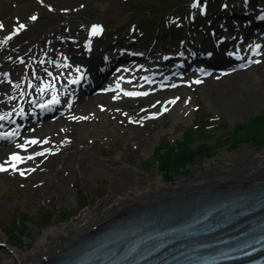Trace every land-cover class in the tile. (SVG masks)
<instances>
[{
	"label": "rangeland",
	"instance_id": "1",
	"mask_svg": "<svg viewBox=\"0 0 264 264\" xmlns=\"http://www.w3.org/2000/svg\"><path fill=\"white\" fill-rule=\"evenodd\" d=\"M33 1L39 8L46 9L41 0ZM80 1V8L70 14L77 24L75 31L70 34L78 39L81 51L76 53L72 50L73 44L59 45L61 52L72 59L73 64L64 69L68 75L73 76L77 74L76 67L80 59L76 55L85 53L86 25L89 22L106 24L105 34L95 37V43L103 40L110 46L126 39L139 52L158 60L166 52L179 53L183 47L187 52H190L188 47L198 50L197 44H200L203 37H210L207 43H212L219 32L225 36L234 29V34L241 36L243 31L248 34L245 28L248 21L238 22V16L231 12L236 6H240L239 11L245 12L251 4L250 8L259 13L261 5L259 0H203L202 4L209 6V11L201 14L199 7H191L194 3L192 0ZM190 25L193 27L192 32ZM253 33L252 41H255ZM239 46L245 51L250 48L249 43ZM229 49L227 47L224 50ZM175 61L170 62L172 67ZM144 64L148 65V62ZM157 64L162 66L159 62ZM165 67L169 68L170 64ZM248 68L247 65L240 71H247ZM194 74L196 71L190 69L186 74L188 80ZM32 79L36 81V78ZM221 81L227 82L226 78L216 81L212 79L203 84L190 83L172 90L167 88L145 97L115 98L112 105L120 107L124 112L110 116L106 126L116 129L118 136L94 134L93 137L83 139L79 127L69 124L65 133L70 139L69 148L59 149L53 154L44 151L42 156H33L37 168L24 175L15 170L2 175L0 264L12 263L14 250H32L38 236L46 229L77 222L79 217L83 218L85 211L92 208L100 212L109 201L123 195L121 177L125 166L134 169L133 176L142 180V186L155 187L159 180L166 184L190 181L199 171L205 174L225 172L221 166L232 156L264 152V123L259 120L264 115V90L246 95L237 93L231 102L227 101L225 95L211 101L205 91L214 89L213 86ZM11 85L4 84L3 91L10 92ZM157 94H180V100L170 104L167 111H162L159 106L151 107ZM183 105H191L192 109H182ZM151 109L157 113H151ZM54 121H49V125H55ZM241 125L244 127L241 128ZM51 130L53 137L60 131L58 127ZM180 141L192 148L208 143L210 153L199 158L188 171L179 170L171 173V176L165 175L158 167L157 158L162 152L175 149ZM42 144L40 146H44ZM78 147L85 148L83 159L74 157L65 164L63 161L66 153ZM54 165L62 166L67 174L66 180L62 182L56 178L46 193H43V185L46 184L44 177L49 175ZM59 184L63 187L61 192L56 191ZM139 185L137 190L141 189Z\"/></svg>",
	"mask_w": 264,
	"mask_h": 264
},
{
	"label": "bare ground",
	"instance_id": "2",
	"mask_svg": "<svg viewBox=\"0 0 264 264\" xmlns=\"http://www.w3.org/2000/svg\"><path fill=\"white\" fill-rule=\"evenodd\" d=\"M81 3L80 0H45L46 9H42L33 0H0V24L3 25V28L0 29V116L12 112L17 114L21 108L24 110L23 117L25 121L40 115V107L37 108V105L46 103L53 96L52 90H48L43 95L38 91L46 83H50L47 74L50 68L55 67L53 68L54 74L57 75L55 77L61 80L55 83V95L58 99L59 95L63 94L67 88L76 85L68 84L69 79L75 78L65 75L63 63H65L66 58L57 51L54 44L60 39V42L64 41L68 44L71 42L77 46L78 39L70 35L77 26L71 13H75ZM38 10L39 12H37ZM33 15L37 17L34 21L30 19ZM21 23L25 25V28L12 35ZM49 23L51 25H48ZM9 36H12V38L7 40V43H2ZM74 49L77 50V47ZM208 50H212V52L202 53L209 61L223 64L225 66L221 67L232 70L231 74L225 77L227 82H224L225 80L221 81L213 86L214 89L209 88L205 91L211 101H213V98L217 99L218 96L225 95L227 101L231 102L237 93L246 95L253 91L264 90L263 62L250 65L247 71H238L240 65L249 63L251 58L260 57L264 59L262 51L256 50L259 52L258 55L253 50L246 53L236 51L220 57L213 49L208 48ZM204 51H207V49ZM231 54L236 55V57L231 58ZM238 56L242 59H238ZM105 58L103 55L95 54L89 66L80 67L82 73L91 74H89V82L82 85L80 91L87 90L95 84L96 78L103 72L101 62ZM21 60L23 63L20 62ZM41 61L44 63H41ZM45 69H47V72H45ZM222 73H225V71ZM11 77H17V80L13 81V90L5 92L1 86H3L5 80ZM144 77H147L148 80L146 81ZM144 77L140 82L131 79L129 83L134 87L138 84H153L152 74L145 73ZM32 78H36L38 81H33ZM170 80L167 79L166 82L169 83ZM121 81V77L116 78L112 84H109L111 87H116V90L107 94L102 93L93 99L81 98L80 96L79 99L77 94L76 97L80 100V103L78 102L71 108L68 106L64 108L63 113L68 116L87 117V119H75V124L79 127L83 139L93 137L94 134L100 136L105 134L119 135L116 129L106 125L110 116L124 112L120 107L112 105L113 100L118 97L121 91L134 90L123 86ZM16 85H19V87H16ZM109 85L107 86L110 87ZM175 96L172 98L171 96L158 97L153 101V104L154 106L159 105L161 109H168ZM9 97H15V99H9ZM59 108L62 109L63 107L60 105L57 109ZM181 108L187 111L192 109L191 105H183ZM13 109H16V111ZM58 113L62 114L61 111ZM29 123L25 124L26 127L24 128L21 125L20 130L16 129V133H18L16 137L18 136V139H20L18 143H24L29 150L15 149V143L11 142L0 148V165H3L7 169L6 171L12 172L13 168L10 165L15 164L16 169L21 167L26 174L29 170L37 167V164L27 157L36 154L39 152L38 150L56 152L59 148L60 151L69 148V141L65 133L63 134L69 124L65 119L53 126L42 125L36 128L32 127L36 125L34 124L36 122ZM14 124L15 122L9 117L8 119H0V131L5 130L2 129L4 126ZM55 127H59L60 132L56 137H53L51 129ZM23 129L29 130L22 135ZM33 139L39 140L31 148L32 144H26L25 142ZM42 140H48V143L39 147ZM13 154L22 157V162L11 160ZM85 154V148L78 147L75 151L66 153L63 162L66 164L74 157L82 160ZM93 161L95 159L91 162ZM248 164L251 165L248 166ZM221 167L225 172L205 174L203 171H199L194 179L187 182L178 181L176 184H166L159 180L155 187H149L142 186V180L133 176L134 169L125 166L121 177L124 188L123 195L109 201L100 212H96L92 208L85 211L83 218L79 217L77 222L73 221L65 226L46 229L38 236L32 250L24 252L14 250V261L9 263L54 264L64 251L77 245L98 229L119 220L123 216L139 212L141 206H147L143 208H157L168 204L164 208L174 217L180 219L190 216L196 208L209 202L227 199L238 194L264 191V152L250 156H232ZM4 174H6L5 171H0V177ZM66 177V171L62 169V166L54 165L49 175L44 177L46 184L43 185V193H46L56 178L63 182ZM138 185L141 186L139 190L136 189ZM62 190V184H59L56 191L61 192ZM172 219L174 218L172 217Z\"/></svg>",
	"mask_w": 264,
	"mask_h": 264
},
{
	"label": "snow or ice",
	"instance_id": "3",
	"mask_svg": "<svg viewBox=\"0 0 264 264\" xmlns=\"http://www.w3.org/2000/svg\"><path fill=\"white\" fill-rule=\"evenodd\" d=\"M41 2H42V0H41ZM198 5L196 4V3H193L192 5H191V7H193V8H196ZM30 19L31 20H36L37 19V17L35 16V15H33L32 17H30ZM3 28V25L2 24H0V29H2ZM25 28V25L23 24V23H21V24H19L18 25V27L15 29V31L12 33V35H15V34H17L19 31H21L22 29H24ZM100 31H101V28L99 27V26H96V25H93L92 26V29H91V35L92 36H95V35H98L99 33H100ZM12 38V36H9V37H7L6 38V40H4L2 43H7V40H10ZM89 44L91 43V41H89L88 42ZM251 47V46H250ZM260 45L259 44H256L255 45V47L253 48V52L255 53V54H259V52H257L256 50L257 49H260ZM180 55L182 56L183 55V53H180ZM209 55H211V53H209ZM238 59H242V57H237ZM167 59V58H166ZM21 63H23V61L21 60L20 61ZM253 62H259V61H253ZM41 63H44L43 61H41ZM68 65L67 64H65L64 65V67H67ZM247 65H245V64H241L240 65V67H246ZM45 72H47V69H45ZM76 72L77 73H79V75L77 76V78H75V79H69L68 80V84H78L79 82H80V79H82V78H84V75H83V73H82V71H81V69L80 68H77L76 69ZM49 76H51L52 75V73H50V72H48L47 73ZM208 73H205V75H207ZM121 79H122V77H121ZM144 79L147 81L148 80V78L147 77H144ZM201 81L200 80H196L195 81V83H200ZM30 87H31V84L29 85ZM117 86H119V85H117ZM176 85H172V87H175ZM16 87H19V85H16ZM48 90H52L53 91V96H52V99H50L49 101H47L46 103H44V104H39V105H37V107H40V108H42V109H50V107H51V105H54V104H58V103H60V101H59V99H58V97L55 95V84H53V83H46L43 87H41V88H39L38 89V91L43 95V94H45ZM148 93L147 92H143V93H132V92H126L125 93V95H129V96H131V95H147ZM23 95V94H22ZM9 99H15V97H9ZM33 103H35L34 101H33ZM171 103H175V101H171ZM68 107L69 108H71V102H69L68 103ZM14 111H16V109H13ZM168 109L167 108H165L164 109V111H167ZM18 115H21V116H23L24 115V110L21 108V109H19V111H18V113H17ZM11 115V113H9V114H6V115H4V116H0V119H8V116H10ZM72 119H87V117H71ZM18 133H13L12 135H17ZM26 144H37L38 143V141L37 140H35V139H33V140H31V141H26L25 142ZM43 143H47V141H43ZM17 147L18 148H23V147H25V145L24 144H18L17 145ZM35 155H37V156H42V155H44V152H37ZM28 159H33L34 157H32V156H29V157H27ZM11 160H13V161H21L22 162V160H23V158L22 157H20L18 154H13L12 155V157H11ZM12 168H13V170H16V165L15 164H12V165H10ZM7 169L3 166V165H0V171H6ZM34 170V169H33ZM25 173H24V171H20V175H24Z\"/></svg>",
	"mask_w": 264,
	"mask_h": 264
},
{
	"label": "trees",
	"instance_id": "4",
	"mask_svg": "<svg viewBox=\"0 0 264 264\" xmlns=\"http://www.w3.org/2000/svg\"><path fill=\"white\" fill-rule=\"evenodd\" d=\"M264 123V115L259 119ZM244 126L241 125V128ZM210 147L208 143H202L194 148L185 145L184 141H180L175 149H170L157 158L158 167L165 175L171 176V173L179 170H187L189 167L197 162V160L206 154L210 153ZM14 234V238H15Z\"/></svg>",
	"mask_w": 264,
	"mask_h": 264
},
{
	"label": "water",
	"instance_id": "5",
	"mask_svg": "<svg viewBox=\"0 0 264 264\" xmlns=\"http://www.w3.org/2000/svg\"><path fill=\"white\" fill-rule=\"evenodd\" d=\"M251 195L252 196H256V195H259V196H262L263 198H264V191H255V192H251V193H249V197H251ZM242 196V195H241ZM240 198V199H239ZM241 197H240V195L238 194V195H235V196H232L231 197V199L230 200H228L227 202H223V203H220V202H217V201H213V202H209V203H207V204H204V205H202V206H200V207H198V208H196V210H195V212L193 213V215H192V217H190L191 219V222L192 223H190V224H186L185 223V225H182V223L180 224V227H181V229H183L184 227H194L195 229H199V231H195V232H192V231H190V232H188L187 234L188 235H196L197 233H202L201 232V229H203V228H205V226L204 227H202V225H204V222H205V220L204 219H202L201 220V218H202V216L204 215V214H206L207 212H209L212 208H221L220 206H226V207H229V208H231V207H233V206H241ZM166 206H168V204L167 205H165V206H160V208L161 209H164V207H166ZM166 209V208H165ZM172 217L173 215H165V216H163V218L162 219H158L157 221L158 222H161V220H164V219H168V217ZM157 221H155V222H157ZM137 222H139V221H137ZM149 222V221H148ZM142 224H144V225H148L149 223H147V222H142ZM196 226H195V225ZM202 224V225H201ZM115 225V224H114ZM200 225H201V227H200ZM211 226V225H210ZM119 228H120V225H118V224H116L113 228H112V230H110V231H108L107 233L108 234H116L117 232H118V230H119Z\"/></svg>",
	"mask_w": 264,
	"mask_h": 264
}]
</instances>
